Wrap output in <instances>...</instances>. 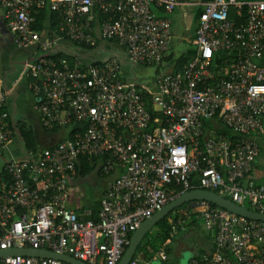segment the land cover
I'll return each mask as SVG.
<instances>
[{"label": "built area", "instance_id": "2783aa9c", "mask_svg": "<svg viewBox=\"0 0 264 264\" xmlns=\"http://www.w3.org/2000/svg\"><path fill=\"white\" fill-rule=\"evenodd\" d=\"M182 5L180 0H0L16 49L35 48L25 74L38 125L51 131L84 124L73 140L18 159L10 145L19 139V121L11 120L10 128V114L1 112L6 96L0 78V153L9 155L3 163L9 183L0 190V251L32 248L84 264H119L131 235L183 194L170 196L169 186L188 192L193 175L200 189L264 214V189L248 179L259 155L257 139L264 135V0L204 3L194 56L178 71L160 73L172 23L154 10L170 14ZM45 9L60 18L51 38L34 30L36 15ZM65 40L87 47L100 40L123 53L96 64L85 61L80 50L65 48ZM58 50L73 61L53 59ZM125 65L155 68L151 85L127 78ZM139 89L150 96L155 118ZM205 122L212 127L209 136ZM81 158H105L97 169L104 178L120 171L106 183L96 222L67 207ZM200 208L196 219L212 234L217 251L188 264H264V222L205 202ZM185 231L179 220L170 224L171 238ZM167 257L163 245L154 261L166 264ZM0 264L67 263L15 255L1 257ZM129 264L150 263L135 255Z\"/></svg>", "mask_w": 264, "mask_h": 264}, {"label": "crops", "instance_id": "0c3cea01", "mask_svg": "<svg viewBox=\"0 0 264 264\" xmlns=\"http://www.w3.org/2000/svg\"><path fill=\"white\" fill-rule=\"evenodd\" d=\"M211 0H180L182 2V6L177 8L174 12L170 14H165L162 11L154 10V12L161 17H167L172 23V43L169 51V56H171L172 60H176L181 57H186L190 59L195 54V47L193 45L194 33L197 26L198 16L202 11V5ZM195 10V12H194ZM0 14L2 15V10L0 8ZM190 19V23L187 24L186 19ZM4 36L2 38V43H4ZM64 46V45H63ZM1 47V46H0ZM68 48L67 46H64ZM69 49V48H68ZM106 53L108 56L117 55V53H123L119 47H115L112 44H108L99 40V46L93 51V53ZM17 54L18 58H15ZM35 56V48L28 47L24 50L16 49V52L12 54V56L7 58H2L3 62L0 65L1 71V80H2V90L6 96V101L10 97L17 100L21 97V92H27L28 95L32 98L33 102L31 108L21 110V117L17 118L16 113L17 109H14L12 112V116H10L11 120L19 121V123H24L28 126H36L37 120L36 115L33 111L34 99L29 91L30 82L26 77V69L27 65L33 61ZM83 58L84 56L81 55ZM87 61L95 62L98 61L96 59H90L91 54H87ZM20 66V67H19ZM16 68V69H15ZM20 68V69H18ZM169 64L164 63L158 68L160 73H165L169 70ZM124 69V67H123ZM156 74V70H155ZM154 74V76H155ZM60 134V135H59ZM61 135L64 134V130L58 132L54 135H46L45 142L48 145L54 144L55 142L60 141ZM259 144V155L255 160L251 174L248 176V179H252L254 184L257 187L264 189V136L258 138ZM14 145L18 146L17 149ZM10 149H12L18 159L23 158L21 156V151L23 149L21 142L16 140L14 143L10 145ZM17 150V151H16ZM120 175V171L116 170L109 177L104 178L100 175L99 171L93 170L87 174H78L77 177L71 184L69 185V195L67 201V207L69 210L73 211L75 214L79 216H83L87 219L91 220L92 212L95 208L99 210L100 200L105 192L106 183L108 180H114ZM220 195V192H219ZM221 196V195H220ZM189 206L188 204H186ZM192 210L195 207L200 208V202H197L195 205L189 206ZM196 211V210H195ZM199 211V210H198ZM88 213V214H87ZM199 230H195L196 232H192L193 229H187L185 232L177 233L175 235V241L172 242L171 245V253L167 255V263L166 264H179L176 262L185 261V264H188L189 260L193 258L194 255H201V258H206L213 256L217 248L213 243L212 234L206 232L199 222ZM156 231H151L152 233ZM191 235V236H190ZM191 241L190 238H192ZM185 238H188L186 240ZM188 246L189 250L193 248V251H187V249H183L181 247V251H175L180 246ZM176 247V249H175ZM196 247H199V250H196ZM174 257V258H173ZM189 257V258H188ZM176 262H174V260ZM150 264H157L156 261L148 262Z\"/></svg>", "mask_w": 264, "mask_h": 264}, {"label": "trees", "instance_id": "16d2710c", "mask_svg": "<svg viewBox=\"0 0 264 264\" xmlns=\"http://www.w3.org/2000/svg\"><path fill=\"white\" fill-rule=\"evenodd\" d=\"M59 19L60 18L57 13L51 12L47 9L42 10L38 12V14L36 15V23L34 25V30L39 32L42 35V37L45 36V37L51 38L52 34L56 32L57 24L60 21ZM101 19L102 18H100L99 20ZM61 44L67 47L70 45L73 48H77L78 50L82 52H89V51H94L99 46V40H95V42L88 47L81 45V44L72 43L68 40H65V42ZM51 57L55 60H67L68 62H72L74 59V57H71L65 51H60V50L55 51L54 55H52ZM187 60L189 59L186 58L185 56L178 58L176 60H172L171 56L168 55V57L164 60V62L169 64V67H170L169 70L171 72H175V71H178ZM94 63L98 64L99 61H95ZM122 71L124 74V69H122ZM138 93L140 94L143 101L145 102L146 108L150 112L152 118H155L157 114L152 110V106L150 103V96L142 89H139ZM2 113H6V112H2ZM17 124H18L17 128H18L19 141L21 142L24 152H31L34 154L41 152L42 150L49 149L51 147L52 144L48 145L45 142L46 135H54L64 130L65 135H61L60 140L61 141L73 140L76 134H81L84 130V124H74L66 128H60V129L55 128L51 131L43 130L38 125V123L36 124V126H32V125L28 126L24 123H21V124L17 123ZM7 125L10 128L12 126L10 117L7 118ZM205 130H206L207 136L211 135L210 133L212 131V127L207 122H205ZM220 133L222 135H230V132H228L225 129H221ZM257 143H258V139H257ZM104 162H105V158H95L91 160L81 158L79 160V164L77 165V172L78 174L80 173L81 175L90 173L93 170L99 169L100 165H102ZM197 179H198L197 175H193L192 186L188 191L200 189ZM8 183H9V177L4 172L3 166H2V168L0 169V190ZM167 193L170 196H175L177 194L184 193V190L181 186H177L173 184L169 186ZM215 193L219 194L218 191H215ZM211 207L216 208L213 205ZM97 213H98V209L95 208L94 211L92 212V217H91V220L93 222H96L97 220ZM197 215H198V211H195L194 209L192 210L189 206H182L174 210L169 215H167V217L164 220H162L160 223H158L155 226V228L153 229V230H156L155 233L149 232L143 238V240L141 241V243L139 244L137 248L135 255L136 256L140 255L143 260L147 262H152L154 260L156 253L159 251V249L163 245L165 246L167 255H170L172 251L171 249L172 242H174L176 239L175 237L171 238L169 235L170 224L172 222H176L179 220L184 228L199 230L200 226H199V222L196 219ZM193 258L201 259V255L200 254L194 255Z\"/></svg>", "mask_w": 264, "mask_h": 264}, {"label": "water", "instance_id": "95a60500", "mask_svg": "<svg viewBox=\"0 0 264 264\" xmlns=\"http://www.w3.org/2000/svg\"><path fill=\"white\" fill-rule=\"evenodd\" d=\"M19 140V139H18ZM25 154V153H24ZM197 202H205L209 206H215L220 209L227 211L228 213L235 215L237 217L246 219L248 221L264 222V214L253 212L247 208L240 207L230 200L220 196L219 194L207 190L197 189L183 193L180 197L170 202L161 211L154 214L150 219L146 220L130 237L129 245L120 261L119 264H129L132 258L135 256L137 248L143 238L151 232L155 226L164 220L167 215H169L174 210L188 204L195 205ZM187 249V251H193V248L189 250L188 246H180V248L175 247V251H181ZM25 256V257H36L43 259H53L58 260L67 264H84L78 260H75L69 256L56 255L49 251L24 248V249H11L7 251H0V258L4 256ZM189 258V257H188Z\"/></svg>", "mask_w": 264, "mask_h": 264}, {"label": "rangeland", "instance_id": "374dc122", "mask_svg": "<svg viewBox=\"0 0 264 264\" xmlns=\"http://www.w3.org/2000/svg\"><path fill=\"white\" fill-rule=\"evenodd\" d=\"M238 1L244 2L247 0H238ZM194 12H195V10H194ZM186 22H187V24H189L190 19L187 18ZM4 36L6 38L4 39V43H2V38ZM0 46H1L0 47V65H1L3 62L2 58L9 59L12 56V54H14L16 52V47L14 45V34L5 25V22H4L1 14H0ZM114 46L117 47L116 45H114ZM68 48L71 49L72 52H74V53L78 52L77 48H73L70 45L68 46ZM78 53L80 55L84 56V60L88 59V56H87L88 53L91 54L90 59H92V60L96 59L98 61H104L110 57L106 53H100V52L99 53H93V51H89V52L79 51ZM15 58H18L17 54L15 55L14 59ZM18 69H20V68H18ZM168 72H170V70L166 71L165 73H168ZM124 74L129 79H135L136 78L137 79L136 81L139 84L150 85L152 79L154 78L155 68H153V67L132 68L129 65H125L124 66ZM0 78H1V71H0ZM32 102H33L32 98L28 95V93L26 91L21 92V97L18 100H17V98L13 99V97H10L9 99H7L6 105L1 107V111L6 112V113L10 114V116H12L11 114H12L13 110L17 109L18 112L16 113V117L19 118V117H21L22 112H21V110H18V109L19 108H23V109L27 108V111H28V109L31 108ZM14 147L19 149L17 145L16 146L14 145ZM20 153H21V156L23 158H25V154H24L23 149ZM0 155H1V157H0V169H1L3 166V163H4V159H7L9 157V155L6 152H3L2 154L0 153ZM184 206H187V205H184ZM200 209L201 208H199V207L194 208V210H196V211H198ZM191 213H192V211H191ZM192 232H196V231L193 230ZM153 233H155V231ZM185 239L188 240V238H185ZM191 239H193V237L190 238L189 241H191ZM199 249H200L199 247H196V250H199ZM173 260H174V262H176L175 259H173ZM176 263L185 264V261L183 260L181 262H176Z\"/></svg>", "mask_w": 264, "mask_h": 264}, {"label": "flooded vegetation", "instance_id": "af4514ba", "mask_svg": "<svg viewBox=\"0 0 264 264\" xmlns=\"http://www.w3.org/2000/svg\"><path fill=\"white\" fill-rule=\"evenodd\" d=\"M181 250V249H180ZM183 250H181V252H182Z\"/></svg>", "mask_w": 264, "mask_h": 264}]
</instances>
